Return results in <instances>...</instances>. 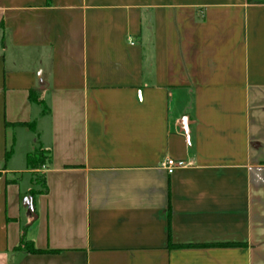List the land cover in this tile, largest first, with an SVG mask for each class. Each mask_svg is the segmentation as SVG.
<instances>
[{
    "label": "crops",
    "instance_id": "0c3cea01",
    "mask_svg": "<svg viewBox=\"0 0 264 264\" xmlns=\"http://www.w3.org/2000/svg\"><path fill=\"white\" fill-rule=\"evenodd\" d=\"M0 264H264V0H0Z\"/></svg>",
    "mask_w": 264,
    "mask_h": 264
},
{
    "label": "trees",
    "instance_id": "16d2710c",
    "mask_svg": "<svg viewBox=\"0 0 264 264\" xmlns=\"http://www.w3.org/2000/svg\"><path fill=\"white\" fill-rule=\"evenodd\" d=\"M28 98L30 101L36 102L43 107V112H47V108L44 105V101L42 98L41 93L35 89L29 90ZM9 122H5V125L7 126ZM15 124H22L27 125L31 128H33L32 123L28 122H14ZM13 150V141L11 143L7 144L5 149V161L9 158ZM50 151L43 148L39 143L38 146L35 147L31 152H29L26 156V165L27 169L30 170H37L39 168H42L50 159L49 156ZM43 187H44V181H43ZM40 192V190L31 189V193H37ZM16 249H24L26 251H29L31 253H47V252H57L58 250L55 249H43V248H37L34 246V244L25 238L24 233L21 235L20 241L18 245L16 246Z\"/></svg>",
    "mask_w": 264,
    "mask_h": 264
},
{
    "label": "built area",
    "instance_id": "2783aa9c",
    "mask_svg": "<svg viewBox=\"0 0 264 264\" xmlns=\"http://www.w3.org/2000/svg\"><path fill=\"white\" fill-rule=\"evenodd\" d=\"M184 164V161L182 160H175L173 158H166L163 162V165L165 166L168 173H172L173 169L176 166H182Z\"/></svg>",
    "mask_w": 264,
    "mask_h": 264
},
{
    "label": "rangeland",
    "instance_id": "374dc122",
    "mask_svg": "<svg viewBox=\"0 0 264 264\" xmlns=\"http://www.w3.org/2000/svg\"><path fill=\"white\" fill-rule=\"evenodd\" d=\"M38 146V143L35 145V147ZM41 169V168H39ZM39 169L33 170V183L36 184V188H43V175L40 173Z\"/></svg>",
    "mask_w": 264,
    "mask_h": 264
}]
</instances>
